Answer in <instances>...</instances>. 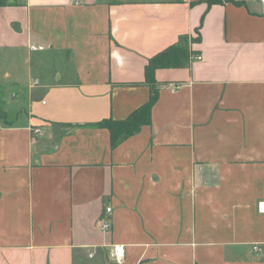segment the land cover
Wrapping results in <instances>:
<instances>
[{"label": "crops", "instance_id": "1", "mask_svg": "<svg viewBox=\"0 0 264 264\" xmlns=\"http://www.w3.org/2000/svg\"><path fill=\"white\" fill-rule=\"evenodd\" d=\"M206 1L0 7L22 103L0 120V264H264V4ZM185 37L202 59L158 69L150 124L113 147L95 125L148 103L147 64Z\"/></svg>", "mask_w": 264, "mask_h": 264}, {"label": "trees", "instance_id": "2", "mask_svg": "<svg viewBox=\"0 0 264 264\" xmlns=\"http://www.w3.org/2000/svg\"><path fill=\"white\" fill-rule=\"evenodd\" d=\"M206 3L209 7L224 3V0H207ZM5 0H0V7L5 6ZM197 38L192 39L193 42H200V30L197 29ZM197 52L191 50L189 46V39L185 37L181 43L171 46L163 52L157 54L145 68V82L150 87L151 95L150 100L136 112H134L125 121H114L111 119L103 120L95 125L97 128L108 129L111 133L112 146L116 147L123 140L136 134L143 126L150 124V114L152 107L158 101L159 90L157 80L155 77L158 69H173L182 68L190 62Z\"/></svg>", "mask_w": 264, "mask_h": 264}, {"label": "built area", "instance_id": "3", "mask_svg": "<svg viewBox=\"0 0 264 264\" xmlns=\"http://www.w3.org/2000/svg\"><path fill=\"white\" fill-rule=\"evenodd\" d=\"M79 1L80 0H77V3H79ZM261 2H262V4H264V0H261ZM44 49L45 48L41 45H36L34 43L30 45V50L32 52L43 51ZM201 59H202V57L200 55H196V56L192 57V60H195V61H200ZM172 92H175V89H173ZM33 134L35 136H42L43 131L41 129L37 128V129L33 130ZM110 229H111V224H109V223H105L102 226L103 231H109ZM112 257L119 264H123L124 259H125V248L123 246L114 247L113 252H112Z\"/></svg>", "mask_w": 264, "mask_h": 264}, {"label": "rangeland", "instance_id": "4", "mask_svg": "<svg viewBox=\"0 0 264 264\" xmlns=\"http://www.w3.org/2000/svg\"><path fill=\"white\" fill-rule=\"evenodd\" d=\"M6 3H9V0H5ZM0 73V120H4L7 116V112L10 115L9 120L13 121L15 119L14 111L22 105V103H13L8 100L9 86L6 85L5 81L1 79ZM4 95V98H3ZM3 98V99H1ZM3 107V108H2Z\"/></svg>", "mask_w": 264, "mask_h": 264}]
</instances>
